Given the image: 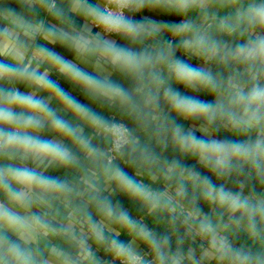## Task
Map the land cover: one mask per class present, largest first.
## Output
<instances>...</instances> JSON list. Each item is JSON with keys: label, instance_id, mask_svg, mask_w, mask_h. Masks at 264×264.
I'll return each mask as SVG.
<instances>
[{"label": "clouds", "instance_id": "1", "mask_svg": "<svg viewBox=\"0 0 264 264\" xmlns=\"http://www.w3.org/2000/svg\"><path fill=\"white\" fill-rule=\"evenodd\" d=\"M18 3L55 22L0 7V264H107L97 250L114 264H264V190L252 185L245 192L252 181L264 189V0ZM145 9L183 19L163 23L126 15ZM72 16L82 17L83 27ZM93 26L100 30L93 33ZM57 44L97 75L45 46ZM110 70L130 87L109 79ZM53 71L114 106L134 127L73 99L50 79ZM174 84L214 100L184 95ZM53 99L79 124L58 115ZM172 113L199 121L198 128L185 130ZM45 130L62 139L43 138ZM222 130L237 139L215 138ZM95 137L107 147L94 144ZM169 147L225 183L179 158H165ZM58 169L71 175L48 174ZM229 181L238 190L228 188ZM116 193L165 231L157 233L114 204ZM121 234L131 240L122 242ZM241 236L246 241L238 243Z\"/></svg>", "mask_w": 264, "mask_h": 264}, {"label": "crops", "instance_id": "2", "mask_svg": "<svg viewBox=\"0 0 264 264\" xmlns=\"http://www.w3.org/2000/svg\"><path fill=\"white\" fill-rule=\"evenodd\" d=\"M90 3H93L94 0H89ZM0 7H9L14 9L17 12H22L25 15L34 17L35 19H45L47 22L49 23H54L55 21L52 20L50 17H47L46 13L37 10L35 13H29L27 12L19 3L18 0H0ZM131 13V12H129ZM132 14V18L137 20V21H141L143 20L145 17L149 18V19H153L156 21H160L163 23H179L181 22V19H183L182 17L176 16L175 14H171V15H164L155 11H151L148 9L142 10L140 12L137 13H131ZM191 15V14H190ZM194 18V17H193ZM72 19L75 22V26L79 29L81 27H83V25L85 24V20L82 17H78V16H72ZM92 32L95 33L97 30L94 28V26L92 27ZM110 39H114L116 40V42L122 46H126L127 45V41L121 39L118 36H114V37H109ZM37 43H43L42 41H40L39 39H37ZM47 47H49L52 51H55L57 53H59L60 55H62L65 59L72 61L73 63H77L79 65V67H81L82 69H84L85 71L89 72L92 75H97L96 70L94 69V67L90 64V63H84L83 61H79L75 58V54L70 51L67 48H64L60 45H45ZM183 58H191L188 57L186 55L181 54L180 55V59ZM4 57L0 56V60H3ZM195 59V58H192ZM197 60V59H195ZM198 61V65L199 67L203 66L202 61ZM213 67V66H212ZM108 78L111 79L112 81L122 84L124 87H127V80L123 77H121L119 74L112 72L111 70L107 73ZM50 79H52L53 81H55L58 86L60 88H62L65 92H67L73 99H75L76 101H78L81 104H84L86 107L90 108L91 110L95 111L98 115H100L101 117H103L106 120L109 121H113L114 120V114H122L118 109H116L114 106H110L107 103H104L102 101L99 100H93L91 97H88L84 91L82 89H80L78 86L74 85L70 80L65 79L64 77H62L61 75H59L58 73H56L55 71L50 73ZM175 85V84H174ZM173 85V86H174ZM178 91H180L182 94L184 95H190V96H194L196 97V94H200V96H203L204 98H206V102H213L214 97L206 94V93H202V92H195L192 91L190 89H186L183 85H178ZM17 87L19 88L20 91L22 92H27V91H31V89L25 87L24 85H17ZM39 95H45L43 93H40ZM213 98L212 100L210 98ZM50 107H52L58 115H60L62 118H64L65 120H68L71 124L73 125H78L79 121L73 119L72 114L70 112H66L64 111L63 107L54 99L50 101ZM173 118H176L175 114L172 113ZM129 121V120H128ZM131 123V127H134L133 123L131 121H129ZM199 125H192L191 127H197L198 128ZM83 132L85 135H91V130L89 128H87L86 126L83 127ZM201 138H205V134L202 133L201 131L197 130L196 131ZM215 138L217 139H221V137L219 136L220 133L218 134L215 133ZM43 138L45 139H62L61 137L56 136L55 133H50L47 130H45L42 133ZM65 144H68V141L65 140L64 141ZM93 143L100 146L101 148L107 147V145H105L103 138L102 137H95L93 139ZM171 148V147H170ZM157 151H160L159 149H157ZM181 161L182 163L185 164H189L191 163V160L189 159L188 156L182 157L181 156ZM31 166V165H30ZM48 174L55 176V177H61L64 178L66 175L70 176L71 175V170H69L67 173H65V170L63 169H58L55 171H50ZM136 179H143L142 176H137ZM157 187H162V185H157ZM115 196L116 194L112 195L110 197V199H112V201L114 202L115 200ZM131 203L136 204L134 201L129 200ZM141 208V207H140ZM129 212L130 216H132L134 219H141L143 220L144 223H146L150 228H152L154 230V223L153 221L150 219V217H147L145 215L144 210L141 208L142 212L139 213L137 215V213H135L132 209H125ZM119 239L124 242L127 243L129 240H131V237L125 235V234H121L119 236ZM246 241V240H245ZM185 247H187V245H185ZM141 248L143 249V253H146L143 246L141 245ZM97 254L98 257L104 261L107 262V264H114L111 256L106 255L103 250H97Z\"/></svg>", "mask_w": 264, "mask_h": 264}, {"label": "trees", "instance_id": "3", "mask_svg": "<svg viewBox=\"0 0 264 264\" xmlns=\"http://www.w3.org/2000/svg\"><path fill=\"white\" fill-rule=\"evenodd\" d=\"M176 55H177V58H180L181 53L180 52H177ZM183 60H185L186 62L192 64V66H194V67H199L198 61L195 60V59H192V58H183ZM217 70H218L217 67L215 65H213V71L215 72ZM127 87H130V81H128V80H127ZM173 87H175L178 90V87L179 86L178 85H174ZM196 98H198L200 100H203V101L206 100V98H204L203 96H200V94H196ZM210 99L212 100L213 98L211 97ZM114 117H115L114 120L121 119V120H123V122L128 127H131V123L128 121V119L126 117L123 116V114H117L116 113V114H114ZM175 119L177 120V122L179 124H181L185 128V130H187L188 128H191L192 125H199V123H200L199 121L183 120V119H181L179 117H176ZM219 133H220L219 136L221 137V140L226 139V138H228V139H237V137L232 136L230 133H228L226 131H223L222 130L221 132H218V134ZM195 135L198 138H201V136L197 132H195ZM163 155H164L165 158H167L169 160H172L174 158H179V159L181 158L180 154L178 152L174 151L170 147L168 149H165L163 151ZM189 159L191 160V163H189V164H185L184 163L186 166L196 168L198 171H200L202 173V175H208L213 180L214 183H217V184L225 183V181L217 180L214 175H212L207 170L203 169V167L199 164V162H198V160L196 158L189 157ZM121 167H123L124 170L129 173V175H134L135 170L132 169V168H130V167H128L126 164H123L121 162ZM234 179L235 178H233V180ZM252 185H255L256 186V191L257 192H259L261 190H264V189H261V187L258 184H256L255 181H252L249 184V186L245 189L246 194H247V191L249 190V188L252 187ZM226 186L228 188H230L231 190H233V191L238 190L237 189V185L234 182H232V181L227 182ZM117 202L124 209H132L135 213H137V215L142 212L140 206L137 203L136 204L131 203L129 201V199L125 195H123L121 193H116L115 200H114L113 203L115 204ZM200 206L203 208L204 212H206V213L209 212L208 207L206 205H204L203 202H201V205ZM154 231H156L157 233H162V232L165 231V228L162 225H156V224H154ZM245 240H246V238L244 236H241V239H240V241H238V243L245 242ZM173 247H175V238L173 239ZM144 250H145L146 253H148L150 255V250L149 249L144 248Z\"/></svg>", "mask_w": 264, "mask_h": 264}, {"label": "built area", "instance_id": "4", "mask_svg": "<svg viewBox=\"0 0 264 264\" xmlns=\"http://www.w3.org/2000/svg\"><path fill=\"white\" fill-rule=\"evenodd\" d=\"M128 13H129V12H126V15H127ZM94 28H95L97 31L100 30V29H97L95 26H94ZM109 37H114V35H113V36H109ZM113 122H121V123H124L123 120H121V119L113 120ZM143 254L149 255L148 253H143ZM149 259H151L150 255H149Z\"/></svg>", "mask_w": 264, "mask_h": 264}, {"label": "water", "instance_id": "5", "mask_svg": "<svg viewBox=\"0 0 264 264\" xmlns=\"http://www.w3.org/2000/svg\"><path fill=\"white\" fill-rule=\"evenodd\" d=\"M127 15H129V16H132V14H131V13H128Z\"/></svg>", "mask_w": 264, "mask_h": 264}]
</instances>
